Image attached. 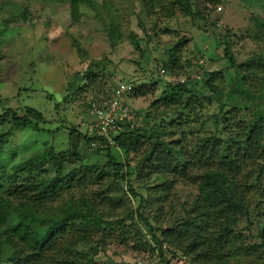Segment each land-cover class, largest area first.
<instances>
[{
    "label": "trees",
    "instance_id": "obj_1",
    "mask_svg": "<svg viewBox=\"0 0 264 264\" xmlns=\"http://www.w3.org/2000/svg\"><path fill=\"white\" fill-rule=\"evenodd\" d=\"M125 1L133 7V0ZM195 1L138 0L140 25L148 36L146 45L153 42L159 23L174 18L194 21L197 15L213 33L215 26L207 22L211 13H199ZM66 2L69 21L65 30L80 22L82 8L94 9V0ZM30 12L27 6H14L9 15L26 20ZM257 25L264 28V22ZM3 28L6 26L0 27V33ZM161 29L173 31L168 26ZM130 39L132 52L138 53L132 62L142 78L152 82L150 88L137 87L136 80L127 75L119 81L109 80L106 68L93 65L96 61L73 40L82 64L68 80L64 99H85L88 111V101L108 96L102 83L112 90L121 82H134L128 96H154L139 113L140 125L120 122V130L109 132L112 142L98 135L94 127L92 133L63 121L55 128L46 127L49 121L44 113L31 105L0 111V264H100L99 247L105 245L110 232L116 227L124 232L135 229L132 224L120 225L130 215L149 233L162 264H170L178 255L191 264H264V227L257 233L258 243L246 241L240 228L251 209L259 213L264 207V107L261 101L254 108L247 103L255 94H264V53L236 62L228 38H223L235 82L226 91L230 81L223 71H199V61L188 59L187 36L165 48V59L151 61L144 57L142 38L131 33ZM106 58L114 68L119 66ZM160 69L165 74H159ZM158 85L161 91L155 96ZM102 89L104 94L99 92ZM26 129L51 135L65 131L69 145L58 151L50 145L42 153L14 161L15 152L8 149L3 153V149L16 131ZM82 145L104 154L106 162L83 163ZM113 148L120 150L121 159ZM71 160L80 164L83 174L78 175L77 169L63 174L65 163ZM46 164L52 166V173L47 169L35 172ZM109 177L118 182V190L106 187ZM133 178L154 185L144 196L132 185ZM87 179L96 189L86 190ZM177 184L195 188L189 201H180L174 193ZM125 190L139 197L137 207L128 211L121 209ZM150 199L167 204L168 221L143 215L142 208H150ZM157 214L158 218L161 211Z\"/></svg>",
    "mask_w": 264,
    "mask_h": 264
},
{
    "label": "rangeland",
    "instance_id": "obj_2",
    "mask_svg": "<svg viewBox=\"0 0 264 264\" xmlns=\"http://www.w3.org/2000/svg\"><path fill=\"white\" fill-rule=\"evenodd\" d=\"M223 2L224 10L219 15L223 26L214 29V34L211 33L212 30L210 31L206 21L197 15L194 21L189 17L174 18L166 23H159L156 34L152 36L153 42L146 45L145 39L148 36L144 34L140 25L138 0H133V7L125 0H94V9L82 8L83 15L80 22L67 30L65 28L69 21V11L66 0H0V27L7 28H3L4 30L0 33V111L6 107L19 110L31 105L44 113L49 121L46 127L55 128L63 121L66 124L73 123L80 131L89 130L92 133L94 117L86 110L85 99L76 97L64 99L68 80L77 70L79 71L82 64L80 62L82 57L73 47V40L79 42L86 55L96 61L93 65L98 64L106 68V76L109 80L119 81L121 77L127 75L131 80H136L137 87L144 85L150 88L152 82H148L146 77L142 78V73L132 62L133 59L138 58V53L132 52L131 33L142 38L140 44L143 49L145 48L144 57L150 61L153 58L165 59L167 57L165 48L176 43L180 36H187L191 56L188 58V56L185 57L186 55H181L182 59L188 58L196 63L199 61V65H202L199 71H223L230 81L229 86L225 87L228 91L235 82L230 63L224 54L222 40L228 38L227 41L230 43L236 62H242L255 53H264V28L257 25L264 22V0H196L195 5L199 13L209 10L208 13L213 14L215 5ZM14 6H27L31 10L28 19L12 18L9 10H13ZM163 26H168L173 31L164 33L161 29ZM106 56L115 63L119 62V66L114 68L107 61L109 59ZM122 57H128L131 60L121 61ZM103 58L104 60H101ZM159 72V74H165L162 69ZM102 84L103 89L111 93L109 85ZM103 89L99 91L100 94H104ZM158 91H161L160 85L157 87L155 96ZM153 98L151 93L144 97H125L126 104L137 114L134 121H129L131 125L138 126L139 113L145 111ZM263 99L264 94H255L253 98L248 99L247 103L254 108L255 103L261 101L260 106L264 107ZM126 122L121 121L123 124ZM120 127L117 130H120ZM116 131L113 129L110 132ZM107 136L112 142L109 132ZM50 145H53L56 151L68 147L67 133L62 130L54 135L32 131V129L16 131L10 138L9 145L3 149V153L8 149L13 150L14 161L20 162L36 152L42 153ZM80 151L81 160L86 165L92 163L102 165L106 162L104 154H95V150L87 148L86 145H82ZM112 152L117 159L122 158L117 148H113ZM129 162L133 164L135 161L130 158ZM44 169L50 173L53 171L52 166L46 164L38 166L35 172H41ZM74 169H77L78 175L83 174L80 171V164L73 160L65 163L63 174ZM87 182H89L86 186L87 191L96 189L95 183L88 179ZM105 185L115 190L120 187L118 182L111 180L110 177L106 179ZM132 185L145 196L149 186L154 185V182L133 178ZM195 192V188L191 185L177 184L174 188V193L180 201H189ZM119 193L121 194V191ZM123 197L121 209L128 211L130 208L137 207L138 196L132 197L129 191L125 190ZM150 200H152L149 201L150 208H142L143 215L168 221L170 214L167 204H158L153 199ZM160 204L163 207L159 209ZM159 210L161 216L157 218ZM249 214L248 221L242 222L240 228L246 241L258 243L260 240L257 233L264 227V207L259 213L251 209ZM135 218L130 215L120 224H132L135 229L124 232L116 227L114 233L110 232L112 234H109L105 245L99 247L97 260L100 264H162L154 251L149 233L145 228H141ZM165 222L159 221V224ZM245 224L249 225L244 226ZM136 231L139 235H135ZM170 264L191 263L187 257L178 255L171 259Z\"/></svg>",
    "mask_w": 264,
    "mask_h": 264
},
{
    "label": "built area",
    "instance_id": "obj_3",
    "mask_svg": "<svg viewBox=\"0 0 264 264\" xmlns=\"http://www.w3.org/2000/svg\"><path fill=\"white\" fill-rule=\"evenodd\" d=\"M224 6V2L217 3L213 14L209 15L207 22L213 24L215 28L219 29L223 26L219 15L222 14ZM133 86L130 82H121L101 101H88L90 104L88 112L94 117L93 126L98 135L108 138V132L119 129L121 121H134L136 119V112L125 102V97L132 91ZM92 144L96 145V143Z\"/></svg>",
    "mask_w": 264,
    "mask_h": 264
},
{
    "label": "clouds",
    "instance_id": "obj_4",
    "mask_svg": "<svg viewBox=\"0 0 264 264\" xmlns=\"http://www.w3.org/2000/svg\"><path fill=\"white\" fill-rule=\"evenodd\" d=\"M131 83V82H130ZM128 96V95H127ZM127 96H126V98H127ZM126 102V101H125Z\"/></svg>",
    "mask_w": 264,
    "mask_h": 264
}]
</instances>
